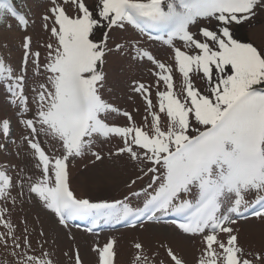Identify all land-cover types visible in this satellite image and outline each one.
Wrapping results in <instances>:
<instances>
[{"label":"snow or ice","instance_id":"obj_1","mask_svg":"<svg viewBox=\"0 0 264 264\" xmlns=\"http://www.w3.org/2000/svg\"><path fill=\"white\" fill-rule=\"evenodd\" d=\"M69 7H74L75 15L68 14ZM258 9H264V0H96L91 9L85 0H51L41 19L45 30L49 28L47 22H53L50 31L57 44L47 45V80L37 92V112L31 119L20 120L27 131L24 142L40 169L39 178L27 177L29 192L65 227L68 220L78 217L91 218L93 226L100 221L181 217V222L173 221L179 230L202 237L204 247L197 264H253L238 246L232 225L246 219L248 212L264 220V47L240 42L232 28L255 18ZM8 16L21 26L28 24L12 0H0V20ZM203 21H215L217 27L201 26L194 34L192 26ZM127 26L173 48L175 65L183 77V87L176 89L170 67L157 61L139 42L131 44L135 52L132 59L156 64L160 69L157 83L162 80L166 88L158 92V111H151L156 106L149 88L144 84L136 87L135 91L145 94L151 115L150 121L145 116L142 126L136 125L131 113L102 96L107 57L126 47L121 43L109 46V33L126 30ZM101 29H106L104 38L92 39ZM23 39L22 74L15 75L0 58V82L21 117L29 111L23 74L27 59L34 58L37 71L40 67L39 52L31 51L32 37L25 35ZM177 40L191 51L175 47ZM193 73L206 79L207 94L194 87ZM114 113L126 118L128 124L110 123ZM161 114L167 119L166 127L161 126ZM10 131V121H0V134L7 138ZM41 134L57 146L51 155L41 146ZM114 138L121 143L110 155L119 158L127 154L133 161L151 165L147 168L153 174L147 186L151 191L131 193L134 197L144 194L142 208H133L128 196L113 202H93L78 198L70 188V161L91 152L93 163H102L104 157L92 148L97 141ZM12 186V177L0 170V198H7ZM250 194L255 195L252 202L246 199ZM3 211L0 209V220ZM5 226L11 234V225ZM220 234H227V239H221ZM0 242L7 246L3 236ZM13 243L14 248L21 247L16 240ZM24 244L31 247L27 238ZM114 245L110 240L102 249H94L99 264H113ZM135 247L142 249L139 243ZM167 254L174 264H183L171 248ZM46 255L24 252L17 264H51L43 258ZM75 259L76 264H82L78 253ZM255 259L262 261L264 257L256 254ZM146 261L147 257L138 253L136 264Z\"/></svg>","mask_w":264,"mask_h":264},{"label":"rangeland","instance_id":"obj_2","mask_svg":"<svg viewBox=\"0 0 264 264\" xmlns=\"http://www.w3.org/2000/svg\"><path fill=\"white\" fill-rule=\"evenodd\" d=\"M21 13L28 20L26 27L21 26L17 20L8 16L0 20V58L12 67L15 75L22 74L25 64L24 36L32 37L31 51L39 52V70L33 63V57L27 59L25 75L24 95L27 97L29 111L21 117L19 108L13 105L10 93L3 82H0V121H10V135L5 138L0 134V170H5L12 177L13 186L9 189L7 198H0V209L4 210L3 219L0 220V236L6 240L0 242V264H17L24 252L28 255L41 256L46 253L44 259H49L51 264H76V255L82 264H99L98 252L94 249H102L110 240L115 241L113 264H136L138 253L147 257L146 264H174L167 254L171 248L174 254L180 258L183 264H197L204 247L202 237L185 234L173 224L174 219L169 215L160 216L159 220L149 221L143 219L134 226L117 224L116 222H104L107 226L99 231L90 226L80 227L67 221V227L59 223L58 217L46 209L35 194L29 192V181L39 178L40 169L36 167L38 161L34 158L32 150L24 142L27 131L20 123L21 118L31 119L37 112V92L40 85L46 83L47 73L44 65L48 61L51 43L56 46L57 40L51 35L53 22L49 20L48 30L41 17L47 8L51 6V0H21ZM58 3L61 0H57ZM86 4L94 8L96 0H85ZM15 6V5H14ZM69 15H75L74 7L67 8ZM207 26L210 29L217 27L215 21H203L199 25L192 26L191 31L196 34L198 28ZM106 29L95 31L92 39L102 40ZM234 38L242 43H253L258 48L264 47V9H258L255 18L232 28ZM155 35V34H154ZM197 39H202L197 35ZM133 42L149 51L157 61L168 65L171 69L173 82L176 89L183 87V77L177 70L174 60L173 48L165 45L158 39L149 38L148 35L139 33L132 26L126 30H113L109 33V46L114 43L124 44L125 50L119 54H110L104 65L107 76L106 86L102 90L103 98L115 105L121 111L132 114L137 126L144 125L145 116L151 120L145 94L135 91L139 84H144L150 90V99L156 106L151 111H158V92L166 90L162 80L158 81L160 69L153 62L145 60H133L135 52L131 48ZM175 47L185 51L183 42L177 40ZM230 71V68L228 69ZM194 87L202 93L208 92V82L202 78V74H192ZM109 122L126 126L128 121L121 115L112 114ZM194 123V122H193ZM161 126H167L166 117L161 114ZM195 135V132L191 133ZM41 146L50 155L56 151L55 142L45 135L38 137ZM119 138L109 142L97 141L92 151H99L104 157L103 162H95L91 152H86L83 157H77L69 163L70 188L78 198H86L93 202L123 200L128 196V201L133 208H142L146 197L143 193L139 197L131 195L132 192H141L148 189L152 173L147 172L150 163L131 160L127 154L117 158L110 155L115 153L120 144ZM21 169L23 171H21ZM135 181V183H133ZM190 198V197H189ZM249 202L254 201L255 195L246 197ZM245 214L246 219L237 220L232 227L238 237V246L241 247L247 259L253 264H264V260L257 261L256 254L264 257V220ZM101 222V221H100ZM11 225L10 229L5 225ZM112 224V225H111ZM98 225V224H97ZM96 225V226H97ZM111 225V227H108ZM27 238L30 248L25 247ZM220 238L227 239V234H220ZM21 244L20 248H14L13 241ZM139 243L142 249L135 245ZM15 251L16 255H13Z\"/></svg>","mask_w":264,"mask_h":264},{"label":"trees","instance_id":"obj_3","mask_svg":"<svg viewBox=\"0 0 264 264\" xmlns=\"http://www.w3.org/2000/svg\"><path fill=\"white\" fill-rule=\"evenodd\" d=\"M21 0H12V3L15 4V6L21 11H23L24 9L21 7ZM206 94V93H205Z\"/></svg>","mask_w":264,"mask_h":264}]
</instances>
